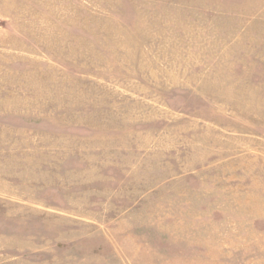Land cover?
I'll use <instances>...</instances> for the list:
<instances>
[{
  "label": "rangeland",
  "instance_id": "374dc122",
  "mask_svg": "<svg viewBox=\"0 0 264 264\" xmlns=\"http://www.w3.org/2000/svg\"><path fill=\"white\" fill-rule=\"evenodd\" d=\"M0 264H264V0H0Z\"/></svg>",
  "mask_w": 264,
  "mask_h": 264
}]
</instances>
